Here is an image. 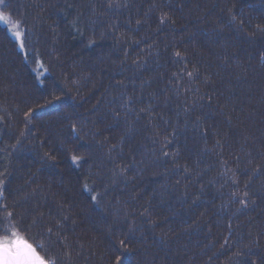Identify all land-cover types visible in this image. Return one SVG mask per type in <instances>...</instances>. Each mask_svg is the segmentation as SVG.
<instances>
[{
	"label": "trees",
	"instance_id": "obj_1",
	"mask_svg": "<svg viewBox=\"0 0 264 264\" xmlns=\"http://www.w3.org/2000/svg\"><path fill=\"white\" fill-rule=\"evenodd\" d=\"M114 2L97 19L106 0H7L31 33L25 61L0 24V204L41 224L69 215L53 235L66 264H264V0ZM184 68L199 78L177 95ZM120 81L154 108L134 128L113 118ZM185 89L200 96L187 123Z\"/></svg>",
	"mask_w": 264,
	"mask_h": 264
},
{
	"label": "snow or ice",
	"instance_id": "obj_2",
	"mask_svg": "<svg viewBox=\"0 0 264 264\" xmlns=\"http://www.w3.org/2000/svg\"><path fill=\"white\" fill-rule=\"evenodd\" d=\"M121 5L115 3L114 0H106V7L102 8L100 11H97L95 6L91 7L92 15L97 19L104 11L111 10L116 7H120ZM127 6V5H123ZM9 4L7 0H0V24L5 26L11 25V27H5V34H10L14 40L17 42V46L19 47L21 53H23V58L25 61L28 59V50H29V37L31 33V29H29L26 25V22L16 17V13L14 11H3V9L8 8ZM235 20V17H233ZM95 20H89V23H95ZM82 19L80 16H77L74 27L77 28V31H80L79 25H81ZM139 24L140 22L137 21ZM160 23H165V19L162 17ZM50 28L58 27V25H50ZM112 27H115L112 25ZM256 32L264 33V27L257 26ZM34 50V45H33ZM176 57H181L180 52H176L174 54ZM259 60L262 64H264V54H259ZM41 67L43 64L41 63ZM137 70H140L141 66L139 63L136 64ZM186 77L191 81L193 79L199 78L198 74L194 76L193 72L187 71V68L180 70L177 73L172 74V78L170 79V83L174 85L173 91L179 95V90L182 84H177L176 82L182 81L184 77ZM149 84V81L142 80L141 89H143L146 85ZM117 88L121 89L119 95L115 98L114 103L119 104V111L113 112V118L119 120L121 112L125 117V123H128L129 120L132 121V126L134 128L136 123H139L142 115H148L149 113L154 111V108L151 105H146L143 108H137V105L142 103V95L137 96L135 94V88L132 89V94L129 95L127 90V86L124 81L118 82L116 85ZM192 92V96L194 97L193 102L191 104L188 103L189 97L185 95L182 105L180 106L179 111L177 112V116L183 113L185 117V123L188 122L191 114L195 111L197 105L200 101L199 89H185V92ZM153 95H155L153 93ZM211 105V97H209V106ZM32 116L31 111L25 114L26 122L30 121V117ZM149 119L151 117L149 116ZM193 122L195 127H199L201 123L199 117H197ZM165 123H169L165 121ZM72 130L75 132L76 126H72ZM173 137L176 136V131L173 129L172 131ZM206 135V133H205ZM20 141H17L19 144ZM165 144L170 143V141L165 140ZM221 143L219 140L216 142V147H221ZM12 149H15V145L10 146ZM110 152L117 151V147L114 145ZM122 151V150H121ZM163 155L167 156L169 153L164 152ZM45 156H48L45 153ZM81 158L77 156L72 157L73 163H78ZM128 165L124 167H115L113 168V178L116 176H123L125 172L128 170ZM8 174L7 168L3 171H0V178L6 176ZM232 183L237 185L238 182L233 180ZM4 180L0 179V199L3 198L4 192ZM245 188H248V185H245ZM83 190L92 191L94 189H89L87 187V183L83 186ZM91 201L97 202L98 196L91 195ZM250 196L248 191L243 193V197L239 199V203L247 207ZM15 207L18 205H9L7 203L0 204V264H66V261L71 259V253L66 252L65 248L67 247L66 242L61 241L59 236H57L56 240H53L54 233H62V229L66 226L67 222L70 220L69 215L59 216L58 220H54L49 224H41L39 219H30L26 213H19L15 211ZM11 209V210H10ZM39 225V226H38ZM130 232L134 231V229H129ZM128 241L126 239H122L120 241V245L122 247L127 246ZM225 245L228 244V240L225 239ZM59 247V251L57 248ZM119 251V249H117ZM116 264H123V261L119 256L116 257ZM251 264V262H249Z\"/></svg>",
	"mask_w": 264,
	"mask_h": 264
}]
</instances>
